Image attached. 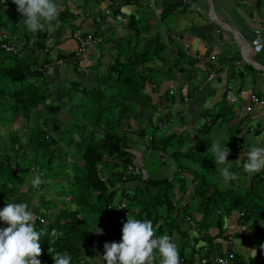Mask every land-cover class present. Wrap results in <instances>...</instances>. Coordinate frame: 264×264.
Wrapping results in <instances>:
<instances>
[{
	"label": "trees",
	"instance_id": "trees-1",
	"mask_svg": "<svg viewBox=\"0 0 264 264\" xmlns=\"http://www.w3.org/2000/svg\"><path fill=\"white\" fill-rule=\"evenodd\" d=\"M47 2L0 0V123L10 124L15 116L26 122L32 118L31 125L24 127L27 129L24 143L19 133H8L7 142L0 138V220L8 212L3 208L4 204H9L21 193L25 175L31 171L37 170L35 174L44 177V173L39 171L48 170L50 178L57 180L55 187L59 193L54 195L65 200L56 212L49 213L54 202L44 200L41 193L30 229L28 217L15 214L20 221L16 230L24 235L23 239L30 240V245H25L27 253L24 260L29 259L33 264H91L96 253L106 252L110 259L105 264H157L140 250L143 247L140 244L142 236L150 232L145 247L153 244L155 247H167L168 252L162 255L159 264H171L179 259H182L181 264H196L193 255L202 251L203 244L206 246L203 253L206 258L226 253L235 264H251V261L229 250L221 253L219 243L213 239L226 238L223 220L236 212L239 227L246 226L249 231L250 247L256 252L253 259H257L264 244V192L259 189L264 181V171H261L262 176L260 172H252L244 184L234 186L230 176L235 172L232 163L224 166L223 159L217 158L222 152L229 156L228 152L234 154L239 148L234 144L241 130L238 129L239 124L234 123L233 108L224 101L201 114L202 123L196 129L195 141L185 131L170 130L172 121L168 109L174 103V96L169 90L161 94L158 90L171 72L182 75L193 61L186 62L182 52L171 55L152 14L139 19L128 16L125 24L127 34L117 44L105 71L100 73L97 63L92 67L94 75L90 78V88L85 89L75 82L74 89L67 90L69 100L81 92L78 103L71 107L81 105L84 109L79 121L68 127L67 131L74 129L75 133L66 134L69 136L65 140L67 145L74 144L79 153L76 161L80 165H70V170L64 171L62 155L65 153L61 151L58 157L53 156L57 140H61L56 133L52 135L49 131L56 128L58 121L54 116L59 111L55 101H48L50 92L44 65L49 62L43 58L39 67L34 66L38 61L37 53L47 55V26L53 19L44 12ZM180 5V1L162 0L158 6V22H165L169 16L185 11ZM109 10L115 15L119 7L110 6ZM62 12L64 14L59 13L57 20L69 22L73 15L67 10ZM151 29H156V32L150 33ZM86 35L100 38V43L94 45L103 43L98 29L91 34H77L76 38ZM1 45H13L15 51H5ZM59 58L65 60L68 56ZM34 79L38 81L34 82ZM78 87L79 90L76 89ZM150 94H158L155 103ZM178 101L182 102V98ZM6 113L8 117L4 115ZM158 125L162 126L159 130ZM225 126L224 138L211 150V144L205 138L215 127ZM248 129L249 126L247 132ZM167 130L169 133L166 134ZM259 131L254 129L253 133ZM108 141L119 147L117 153L106 147ZM140 141L144 142L147 150L162 154L168 152V160L173 161L175 169L171 179L155 176V172L147 173L143 178L140 165L135 162L136 145ZM181 148H185L184 153H180ZM53 160L58 163L51 165ZM127 166H137L139 173L125 175ZM220 166L223 174L216 171ZM60 174L68 187L59 183ZM215 175L223 185L219 183L218 186L211 178ZM187 181L191 191L188 197L185 196ZM174 184L178 185L177 189ZM239 188L241 191H236ZM174 191L180 193V197H176ZM182 196L185 198L183 205L180 204ZM121 203L127 213L125 219L118 210ZM190 203L194 204L193 213L198 219L190 212ZM115 218L127 227L124 229V242L116 247L117 254L113 252L114 247L111 249L114 242L110 238L112 235L116 239L120 236ZM177 219L182 223L188 220L191 224L188 226L194 228L198 235L192 237L188 251L168 245L173 231L183 238L187 236L186 232L179 231ZM209 228H214L216 234L210 236ZM28 230L29 237L26 235ZM232 236L241 242L245 240L240 233ZM12 239L11 235L0 236V264H4L5 246ZM198 242H201L199 246Z\"/></svg>",
	"mask_w": 264,
	"mask_h": 264
},
{
	"label": "crops",
	"instance_id": "crops-1",
	"mask_svg": "<svg viewBox=\"0 0 264 264\" xmlns=\"http://www.w3.org/2000/svg\"><path fill=\"white\" fill-rule=\"evenodd\" d=\"M161 1L162 0H48L45 8L51 9L46 13H49V16L51 18L53 17V19L47 26V55L45 57L41 53H37L36 59L38 61L34 66L39 67L42 64L40 60L43 58H46L49 62L44 65L46 71L44 76L48 80L50 98L54 97L53 101L59 106V111L54 116L58 121L56 128H54L56 131H53L56 133V136L60 138L64 129L67 128L68 130L70 122L68 109L77 102V100H74L75 103H70L75 96L69 100V91L67 90H73V83L75 82L85 89L90 88L92 85L90 83V78L94 75L92 67L99 63L98 71L103 73L117 44L126 36V23L124 24L117 21L115 19L116 16H121L124 19L128 16H133L139 19L147 14H152L159 25L158 31L162 35L171 55H175L176 52H182L185 55L184 59H186V62L189 60L193 61L192 65L187 67L182 75L176 71L171 72L166 79L163 80L158 90L159 94L164 90H169V93L174 96V103L170 106L168 111L171 114L170 120L172 121V126L174 125L175 128H177L175 130L176 132L185 131L188 133V131H193V138H195L196 129L199 127L200 123H202V119H200L202 117L201 114L204 111L214 109L220 101H224V89L228 84L230 85L231 92L237 96L240 103H245L250 94L264 98V0H210L213 18L231 31L237 33L239 35L237 40L230 31L221 29L208 19L206 0H172L174 2L180 1V8H185L186 10L169 16L165 22H158L160 11L158 6L161 4ZM110 6L119 7L118 13L112 15L109 10ZM65 10H69L73 17H71L72 19H70L69 22L62 23L57 20V17L59 13ZM97 29L103 38V43L101 45H90L83 50L80 56H74L77 46V34H91ZM153 32H156V29L150 30V33ZM167 39L169 42H167ZM63 55H67L68 58L61 60L59 57ZM243 58L250 61V63L245 62ZM48 70L49 73H47ZM211 73H213L214 76L210 77ZM36 81L38 80L34 79V82ZM150 96L154 99L155 103L158 94L157 96L150 94ZM180 97L182 98V102L178 101ZM67 103H70V105L67 106ZM231 107L234 112V123H238V129L241 130L235 137L236 141L234 146L238 144L239 148H242V152L240 156L237 157L238 150L235 152L236 155H234L235 153L232 154V152L226 151L229 153V156L225 155V152H222L217 155V158L223 159L222 164L224 166L230 165L231 163L246 165L249 163V166H251L248 168L249 171L254 169L253 173L261 172L264 170V157H262V154L264 156V109L257 106L252 107L251 113L254 118L249 119V116L243 112L235 113L234 110L236 109V105H231ZM58 113L61 114L58 115ZM188 114L189 118L187 119L186 116ZM65 118L68 120H65ZM234 123L231 124L233 125ZM248 126L249 131L247 132ZM254 129L260 131L254 134ZM226 130L227 126L215 127V129L211 130L208 136L210 139L208 140L207 138V141L211 144V150H213L216 144L224 138ZM167 133H169V131ZM250 133L252 135L251 137L248 135ZM66 136L68 137L69 135ZM245 136L249 137L246 139ZM57 142L60 144L62 143L58 140ZM251 142L254 146H251ZM57 147L58 150H60V145H57ZM135 154V162L141 167L142 157L139 151ZM220 169L221 166L219 167V170ZM167 173L168 176L166 172L163 174H155V176L163 175L167 176V179H171L174 171L172 170L171 173ZM251 173L249 172L248 174ZM142 175L143 178H146L147 171L142 170ZM186 183L187 186L190 185L189 181ZM131 185L132 184H128L127 186L132 187ZM64 187H67V184ZM189 187L190 186H188V190L185 192V196L187 197L191 194ZM177 188L178 186L175 185V189ZM42 194L44 196V193ZM176 194V197H180V193L176 192ZM182 197L184 198V196ZM183 198L180 201L181 205L185 202V198ZM36 201L34 206L30 205L29 201H26L30 206L24 207L23 209L19 208L18 211L23 210L22 212L8 211L4 219L7 217L12 218L18 213L26 214L30 217L31 215H35L36 208H39V200L37 199ZM57 203L58 202L54 203V207H50L49 213H52L50 210L60 204ZM63 204H65V200L60 204V207H62ZM193 205V203H190L191 213L194 212ZM193 217L198 219L195 213H193ZM237 218L238 214L236 212H232L228 215L227 218L223 220L222 224L223 235L226 236V238L224 240L216 238L213 239V242L219 243L221 253L229 250L230 252L239 254L244 260L251 261V264H264V244L259 250L257 259L254 260L253 258L256 252L250 247L251 241L249 238V231L246 226L239 227ZM177 221L179 224V231L186 232L189 238L187 236L183 238L180 234L173 231L168 245L173 246L176 250L183 247L188 251L190 246H192V237H198V235H196L194 228L192 229L189 227L190 225H187L188 228L186 227L185 224H187L186 222H188V220L185 219L183 223L180 222L179 219ZM5 226L9 227L11 225L10 223L7 224L5 221L3 223L1 220L0 236L11 234L13 239L9 240L6 246L7 250L14 251L16 256L14 261L11 260L8 262L6 261V257L4 258L3 256V263L33 264L31 260H22L21 258L27 253L23 239L24 235H19V242H17V235L14 233L13 229L9 227V233L5 232L3 229ZM124 228H126V226H124ZM128 231H130V229H128ZM247 231L248 234L245 235ZM208 233L210 236H213L216 234V230L214 228H209ZM233 233L242 234L245 237L244 242H241L240 239L233 238ZM18 234L20 233L18 232ZM177 235H179V241L177 240ZM226 241L231 242L228 247L225 244ZM200 244L201 242H198L197 246ZM148 248L146 253L149 252L150 260L157 264H159L164 252L166 251L165 254L168 252L166 245Z\"/></svg>",
	"mask_w": 264,
	"mask_h": 264
},
{
	"label": "rangeland",
	"instance_id": "rangeland-1",
	"mask_svg": "<svg viewBox=\"0 0 264 264\" xmlns=\"http://www.w3.org/2000/svg\"><path fill=\"white\" fill-rule=\"evenodd\" d=\"M50 9H46L45 8L44 9V12H49ZM67 11H68V13H70L69 10H67ZM67 18H69V16ZM18 30L22 32L21 29H18ZM19 31H17V32L19 33ZM36 67H38V66H36ZM47 73H49V70H48ZM77 89L79 90V87ZM54 92H55V90H54ZM51 95H53V94H51ZM80 95H81V92L75 94L74 95L75 97L73 98V100L70 103H75L74 100H77V103H78V100H79V96ZM50 100H54V97H51V98L48 99V101H50ZM70 103L69 104L67 103V106H69ZM60 106H62V105H60ZM83 109L84 108L81 105L73 106L70 109H68V116L70 118L69 125H74L75 122L79 121L80 115H81V112L83 111ZM60 114L61 113H58V115H60ZM4 115L6 117L9 116V114H7V113L4 114ZM186 117L188 119L189 118V114ZM31 120H32V118L30 119L29 122H26L21 117L15 116V117H13V119H12V121H11L10 124H7L6 125L4 122H1L0 123V138L2 139V141L7 142V136H8L7 134L8 133H10V132L19 133L20 134V139L24 143L25 140H26V137H27V129L24 128V127L25 126H30L31 123H32ZM65 120H68V119L65 118ZM22 128H24V129H22ZM134 128H135V126H134ZM19 129L21 131H19ZM176 129L177 128H175V126L173 125L170 130H176ZM47 130H49V129H47ZM189 130H191V129H189ZM49 131H50V134L53 135V134H55V132H53V131H56V130L55 129H51ZM75 131L76 130L72 129L69 132V131H67V128H65L64 131H63V133H62V135L60 136V139H59V140L62 141V143L61 144L58 143V145H60L61 148H60V150H58V148L55 147V151L53 153V156L54 157H56V156L58 157L61 151L65 153V154L62 155V157L64 159V164H65V166H64V171L65 172H67V171L70 170V167H69L70 165L71 166L72 165H80V162L79 161H76L78 159L79 153H78L77 149H75L74 144L71 143L70 145H67L66 142H65V140H66V134H69V133H73L74 134ZM168 131L169 130H167L165 133L167 134ZM188 133L190 134L191 138L194 140V138H193V131L192 132L191 131H188ZM47 134H49V133H47ZM248 135H250V137L252 136L251 133L248 134ZM245 137L247 139L249 136H245ZM98 138H100V137H98ZM207 138H208V140L210 139V137H206L205 138V141H207ZM143 143H144L143 141H140L136 145V149L139 151V154L142 157V163H141V167H140L141 168V171L142 170L143 171L146 170L148 174H152L153 172H155L154 175L155 174H159V173L163 174V173L166 172V175L167 176H168V173L167 172H170L171 173L172 170L175 171V169L173 168V161H171V160L169 161L168 160V157H167L168 152H167V154H162L160 152H156V151H152V150H147L146 146L145 145L143 146ZM0 144H2V143H0ZM250 144H251V146H254L252 144V142ZM184 151H185V148H181L180 149V153H184ZM241 152H242V148H238L237 155H236V153L234 155H236L237 157H239L240 154H241ZM262 157H264L263 154H262ZM55 163H58V162H56L55 160H53L51 162V165L52 164H55ZM249 165H250L249 163L247 165L246 164H238V163L232 164L233 169L235 168L234 169L235 172H233V173L231 172V175L230 176L232 178V181L231 182L234 183V186L235 185L237 186L239 183H241V184L243 183L244 184V181L249 178L250 174H248V173L249 172L251 173L254 170V169H251L249 171L248 168L251 167ZM229 166H231V165H229ZM55 170H56V168H54V171ZM216 171H217V173H220L221 172V174H223V170L222 169H221V171H219V168H217ZM36 172H38V171L37 170L36 171H31L29 174L25 175L26 176V179H25L24 184L21 186V189H20V192L21 193H18V195L16 196V198H14L15 199V200H13L14 202L11 201L9 204H4V206H3L4 209L6 208V209H8V211H18L19 208L20 209H23L24 207H28L30 205L34 206V204H36V202H37L36 200L39 198V195L41 193H44V196H43V199L44 200L50 199L54 203L58 202L57 204H59V203L62 204L64 202V199H61V198L58 199L54 195L55 193L58 194L59 191L55 187V184L57 183L56 182L57 180H54L53 178H50V172L48 170H42V171L40 170L39 173L40 172L41 173L43 172L44 173V177H42V175L40 176L38 174H35ZM61 175L62 174H60V177L61 178H59V183L62 184L63 187L66 186V184H67V187H68L69 184L66 182L65 179H63V177ZM259 175L262 176L263 173L260 172ZM211 178L217 183L218 186H220L219 183L223 185V182L220 181V180H218V175H215V177H212L211 176ZM225 179H228V178H225ZM175 185H177V184H174V186ZM260 186L261 187L259 189L264 192V181L261 182ZM236 191L240 192L241 190L239 188ZM175 195H177V194H175ZM262 196L264 197V194ZM26 201H29L30 202V205L28 203H26ZM60 204L58 206H56L55 208L51 209L50 212H52V213L56 212V210L60 207ZM14 205H17V206L14 207ZM22 211L23 210H19L18 212H22ZM24 215H26V214H24ZM233 215H235V214H233ZM4 217L5 216H3L1 218L2 222L4 223V221H5V222H7V224L10 223V225L13 228L11 226H9V227H10V229H13L14 233L17 235L16 236V241L19 242V235L22 236V233L19 232V231H17L16 229H17L18 225L20 224V221L15 216H13L12 218H8L7 217L6 219H4ZM27 217H28L29 221L31 222L32 217H34V215H31V217L30 216H27ZM235 217H237V216H235ZM177 220H176V222L178 223ZM114 221H115L116 228L120 230V236L116 239V237L114 235H112L110 238L114 242V244L112 245L111 249L114 247L113 248L114 249L113 252L115 254H117V253H119V251L116 249V247L120 244V242H124L125 237H126V232L124 231L125 228L120 223V220H118L117 218H115ZM185 225L187 227V225H191V224L189 222H187V224H185ZM9 227L5 226V228H3V227L2 228L5 230V232H8L9 230H7V229ZM181 228L184 229L183 227H181ZM188 230H190V229H188ZM18 232L20 234H18ZM247 234H248V231L245 233V235H247ZM9 235H11V234H9ZM150 235H151L150 232H147L146 235H143L142 238H141V240H140V244L143 245V246L146 245L145 243L150 238ZM28 240H29L28 238H25L24 239V243H25L26 247H28V245H29V241ZM177 240L178 241L180 240L179 235H177ZM133 243H137V242L134 241ZM155 246L156 245L153 244V245H150L149 247H153L154 248ZM5 248H6L5 249L6 251H4L5 252L4 258L6 257V261L7 262L8 261H11V260L14 261L15 260V256H16V254L14 253V251L7 250V246H5ZM146 252H143L142 251L143 254L146 253ZM165 252H164V254H165ZM145 255L148 257V259H150L149 252L146 253ZM21 258L23 260L24 259V256H22ZM108 259H110V254L109 253H106V252L96 253L94 255V257L91 259L92 262H90V263L91 264H105V262L108 261ZM4 264H6V263H4ZM80 264H89V263L88 262H83V263H80Z\"/></svg>",
	"mask_w": 264,
	"mask_h": 264
},
{
	"label": "built area",
	"instance_id": "built-area-1",
	"mask_svg": "<svg viewBox=\"0 0 264 264\" xmlns=\"http://www.w3.org/2000/svg\"><path fill=\"white\" fill-rule=\"evenodd\" d=\"M115 19L121 23H126V19L122 18L121 16H116ZM77 46L74 52V56L78 57L80 54L83 52L85 48H87L90 45H94L97 43H100V38L99 37H92L90 35L82 36V37H77ZM5 51H15L13 49V45L7 46V45H1ZM46 73V72H44ZM214 76L213 73L210 74V77ZM224 102L227 105H236V109L234 110L235 113L243 112L247 114L249 119H253V115L251 113V109L254 106H257L261 109H264V98L259 97L254 94H250L245 103H240L237 96L234 95L231 90H230V85H226L224 89ZM162 128V126L158 125V130ZM138 174V168L132 167V166H127L125 169V175H137ZM118 210L121 213L122 219H125L127 213L126 210L124 209L123 203H121L118 207ZM226 246L228 247L230 245V241H226ZM135 245V244H134ZM141 252H146L147 247L143 246L142 248L140 247ZM206 251V246L203 244L202 245V251L199 254L193 255L194 259L196 260V264H207L208 262H211L213 264H235L230 256V254H222V255H216L211 258H206L203 256V253ZM1 257V256H0ZM182 259H179L176 262H173L171 264H181Z\"/></svg>",
	"mask_w": 264,
	"mask_h": 264
},
{
	"label": "water",
	"instance_id": "water-1",
	"mask_svg": "<svg viewBox=\"0 0 264 264\" xmlns=\"http://www.w3.org/2000/svg\"><path fill=\"white\" fill-rule=\"evenodd\" d=\"M206 6H207V17L208 19L213 23L215 24L216 26L220 27L221 29H224V30H227V31H230V33H232L235 37H236V40H237V37L239 36L237 33L231 31L230 29H228L225 25H223L222 23L218 22L217 20H215L212 16V7H211V1L210 0H206ZM238 42V41H237ZM241 51H242V48H241ZM245 62L247 63H250V61H248L247 59L243 58ZM106 147L112 151L113 153H117L118 150H119V147L117 145H115L113 142L111 141H108L106 142ZM34 218V217H33ZM32 218V220H33ZM32 221L29 223V227L31 225ZM30 235V230H28L27 232V236L29 237Z\"/></svg>",
	"mask_w": 264,
	"mask_h": 264
},
{
	"label": "clouds",
	"instance_id": "clouds-1",
	"mask_svg": "<svg viewBox=\"0 0 264 264\" xmlns=\"http://www.w3.org/2000/svg\"><path fill=\"white\" fill-rule=\"evenodd\" d=\"M138 173H139V169H138ZM31 221H32V220H31ZM7 230H9V231H10V229H7ZM9 231H8V232H9ZM147 249H148V247H147Z\"/></svg>",
	"mask_w": 264,
	"mask_h": 264
}]
</instances>
